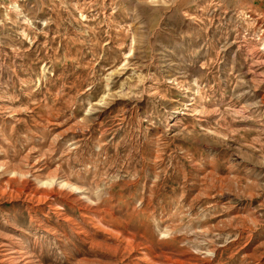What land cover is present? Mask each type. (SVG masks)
<instances>
[{
    "label": "rangeland",
    "instance_id": "obj_1",
    "mask_svg": "<svg viewBox=\"0 0 264 264\" xmlns=\"http://www.w3.org/2000/svg\"><path fill=\"white\" fill-rule=\"evenodd\" d=\"M0 245L264 264V0H0Z\"/></svg>",
    "mask_w": 264,
    "mask_h": 264
},
{
    "label": "bare ground",
    "instance_id": "obj_2",
    "mask_svg": "<svg viewBox=\"0 0 264 264\" xmlns=\"http://www.w3.org/2000/svg\"><path fill=\"white\" fill-rule=\"evenodd\" d=\"M38 190V189H37ZM45 192V191H44ZM38 196V195H37ZM32 197V196H31ZM38 201V200H37ZM86 210V209H85ZM89 210V209H88ZM97 211V210H96ZM62 219V218H61ZM39 220V219H38ZM65 221H66V219H65ZM77 226V225H76ZM91 226V225H90ZM19 230V229H18ZM74 231V230H73ZM86 234V233H85ZM1 246V245H0ZM21 246V245H20ZM5 248V247H4ZM3 249V248H2ZM15 249V248H14ZM14 249H10V250H8V248L7 249H4L3 251H2V253H0V254H3V256L4 257H6V258H8L10 261H13L14 262V264H24V261L22 260V259H20V258H18V252L17 251H15ZM20 252V251H19ZM27 252V251H26ZM29 254V253H28ZM31 255V254H30ZM21 257V256H20ZM188 258V257H187ZM4 260V259H3ZM9 260H7V261H9ZM190 261V260H189ZM188 259H185V261H183L185 264H188ZM165 262V261H164ZM26 263V262H25ZM29 263V262H28ZM180 263V262H179Z\"/></svg>",
    "mask_w": 264,
    "mask_h": 264
}]
</instances>
